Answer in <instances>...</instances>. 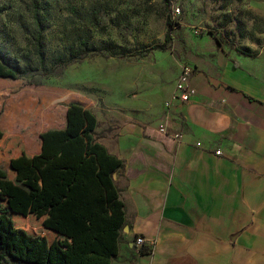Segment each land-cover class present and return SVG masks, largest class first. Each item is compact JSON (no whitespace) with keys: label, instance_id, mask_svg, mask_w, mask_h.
Returning <instances> with one entry per match:
<instances>
[{"label":"crops","instance_id":"obj_1","mask_svg":"<svg viewBox=\"0 0 264 264\" xmlns=\"http://www.w3.org/2000/svg\"><path fill=\"white\" fill-rule=\"evenodd\" d=\"M239 56L187 64L196 96L175 105L165 132L128 124L103 143L97 125L96 142L122 161L111 264H264V59ZM138 236L148 243L137 253Z\"/></svg>","mask_w":264,"mask_h":264},{"label":"rangeland","instance_id":"obj_2","mask_svg":"<svg viewBox=\"0 0 264 264\" xmlns=\"http://www.w3.org/2000/svg\"><path fill=\"white\" fill-rule=\"evenodd\" d=\"M97 1L104 5L102 28L90 27L92 44L111 47V53L118 56L90 57L68 66L59 78L43 79L40 85L30 84L29 78H0V131L19 137L29 155L32 146L40 145L42 133L65 127V111L71 102L80 103L95 115L98 139L107 143L116 140L120 129L128 124L160 129L164 103L182 64L197 68L200 61H214L217 55L231 57L236 63L243 54L246 59H264V0L53 3L59 8L69 2L84 12ZM25 3L0 0V51L5 57L26 53L28 27L21 17ZM176 8L179 14L172 20L170 14ZM120 12V19L114 20ZM44 44L49 59L60 47L55 27L44 34ZM162 45L163 50L155 49ZM252 63L246 61L251 68ZM4 145L1 140L0 160L6 152ZM0 263L15 264L5 259Z\"/></svg>","mask_w":264,"mask_h":264},{"label":"trees","instance_id":"obj_3","mask_svg":"<svg viewBox=\"0 0 264 264\" xmlns=\"http://www.w3.org/2000/svg\"><path fill=\"white\" fill-rule=\"evenodd\" d=\"M103 7L97 1L81 12L69 2L57 8L53 0H26V53L5 57L0 51V78L40 85L90 57L118 56L91 41L90 27L102 28ZM53 27L60 47L47 59L44 34ZM65 120L64 128L40 135L37 155L27 154L19 137L0 131L6 150L0 160V261L111 264L118 253L125 217L113 174L122 161L96 142L98 123L90 110L71 102Z\"/></svg>","mask_w":264,"mask_h":264},{"label":"built area","instance_id":"obj_4","mask_svg":"<svg viewBox=\"0 0 264 264\" xmlns=\"http://www.w3.org/2000/svg\"><path fill=\"white\" fill-rule=\"evenodd\" d=\"M179 14V10L173 9L170 18L173 20L175 15ZM194 74V68L190 65L183 64L179 68V73L173 83L170 97L165 101L163 106L164 122L170 121L174 117L175 105H186L196 96V90L191 86L190 80ZM161 132H165L163 127H160ZM177 138V136H176ZM219 154V152H217ZM148 240L142 236H138L134 240L135 250L138 253L139 249L145 246ZM149 244L152 245L151 242Z\"/></svg>","mask_w":264,"mask_h":264},{"label":"water","instance_id":"obj_5","mask_svg":"<svg viewBox=\"0 0 264 264\" xmlns=\"http://www.w3.org/2000/svg\"><path fill=\"white\" fill-rule=\"evenodd\" d=\"M115 175H116V174H113V179L115 178Z\"/></svg>","mask_w":264,"mask_h":264}]
</instances>
